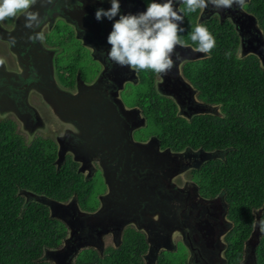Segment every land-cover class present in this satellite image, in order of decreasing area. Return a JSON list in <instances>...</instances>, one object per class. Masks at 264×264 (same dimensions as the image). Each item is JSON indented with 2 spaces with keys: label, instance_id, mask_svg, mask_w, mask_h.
Here are the masks:
<instances>
[{
  "label": "flooded vegetation",
  "instance_id": "1",
  "mask_svg": "<svg viewBox=\"0 0 264 264\" xmlns=\"http://www.w3.org/2000/svg\"><path fill=\"white\" fill-rule=\"evenodd\" d=\"M109 6L107 0H35L30 10L38 18L31 28L23 15L0 21V121H9L26 146L45 141L56 170L69 160L84 180L99 181L93 205L86 207L76 197L62 202L37 196L49 203V210L57 205L70 216L63 219L72 233L68 241L84 236L93 244L87 233L78 234L91 228L97 240L103 237L98 249L103 251L119 248L132 233L145 248L141 264L149 258L150 264H159L164 252L178 251L180 264H231L234 224L228 204L222 192H206L197 176L218 154L165 144L148 110V105L156 110L169 100L177 116L187 121L203 114L205 106L185 73L189 63L206 54L189 43L178 46L183 59L162 77L113 66L99 55L109 47L111 23L94 18L97 7ZM144 7V0H121L124 13ZM187 15L184 26L191 21ZM229 17L238 27L237 14L210 5L202 13L198 10L194 20L223 22ZM247 38L249 34L240 40ZM64 42L73 48L75 64L60 65L57 54H68ZM150 125L153 131H142ZM101 208L108 209L106 224L102 214L93 215ZM253 260L244 249L240 264H257Z\"/></svg>",
  "mask_w": 264,
  "mask_h": 264
},
{
  "label": "trees",
  "instance_id": "2",
  "mask_svg": "<svg viewBox=\"0 0 264 264\" xmlns=\"http://www.w3.org/2000/svg\"><path fill=\"white\" fill-rule=\"evenodd\" d=\"M244 8L255 17L264 38V0H248ZM195 15L186 16L191 21L181 39L196 47L190 40ZM200 23L216 37L217 46L204 59L189 63L185 76L210 112L187 121L177 116L169 100L156 110L148 105V110L165 144L218 154L197 176L206 192H222L228 204L234 224L230 263L240 264L257 215L262 232L255 257L257 264H264V68L253 54L237 56L240 36L229 20ZM45 145L37 139L26 146L9 121H0V264H52L45 253L66 235V226L47 205L37 197L26 198L22 191L62 202L76 197L82 207L88 206L91 180H84L69 160L56 170ZM137 241L129 233L119 248H83L74 264H141L145 248ZM158 263L174 264L163 255Z\"/></svg>",
  "mask_w": 264,
  "mask_h": 264
},
{
  "label": "clouds",
  "instance_id": "3",
  "mask_svg": "<svg viewBox=\"0 0 264 264\" xmlns=\"http://www.w3.org/2000/svg\"><path fill=\"white\" fill-rule=\"evenodd\" d=\"M104 2L101 0V4ZM34 3L35 0H0V21L23 15L25 26L31 28L38 18V13L30 10ZM107 3L109 7H97L94 11L97 22L111 23L106 37L109 47L100 50L99 55L111 65L126 67L133 73L150 70L162 77L183 59L176 49L185 43L181 34L186 31V14L198 10L202 13L210 5L214 9L231 8L233 4L243 6L245 0H144V9L135 13L122 12L121 0H107ZM190 40L196 45V51L205 54H210L217 46L216 37L203 23L195 25ZM90 48L93 54L97 52Z\"/></svg>",
  "mask_w": 264,
  "mask_h": 264
},
{
  "label": "water",
  "instance_id": "4",
  "mask_svg": "<svg viewBox=\"0 0 264 264\" xmlns=\"http://www.w3.org/2000/svg\"><path fill=\"white\" fill-rule=\"evenodd\" d=\"M248 0H245V3H247ZM244 3V4H245ZM236 4H233V6L231 8H227L228 10H230L232 13L237 14L238 17V27L236 26V23L234 20H232L233 18L229 17V20H232V25H235L236 28H238V34L240 37H242V35H250V38H247L246 40H240L239 46L237 48V56L238 57H243L246 56L248 54H253L255 55L258 59H259V63L260 66L262 68H264V38L262 35L261 30L258 28L257 22L255 17L250 14L249 12H247L243 6H238ZM210 112V110L208 108H202V112L201 113H207ZM25 192V195H29L31 197H37L34 193H31L29 191H22V193ZM38 198V197H37ZM107 208V207H106ZM106 208H101L98 212L94 213V216L99 217L101 214L103 216L104 223L106 224L107 222V218H109V215L107 216V210ZM118 210H120V208H117ZM52 214V213H51ZM104 214V215H103ZM109 214V213H108ZM53 215V214H52ZM101 217V216H100ZM96 228V226H95ZM261 229L259 227V217L257 215H255V220L253 223V229L251 231L250 236L248 237V239L246 240V242L244 243V249L247 251L248 257H252L254 258L253 262H256V257H255V250L256 247L258 246L259 243V239L261 236ZM72 233H69L68 236L66 237L67 240H63V242H67L68 239L70 240ZM67 245H63L62 248L57 249H50L49 251L52 250H56L57 256L55 257V261L57 264H70L71 260H73V255H74V251L76 250V248H79L85 244L79 245L78 242L72 243L71 241H68ZM90 245V244H88ZM63 256V254L67 257L68 261L67 263L62 262L61 258H58L59 255Z\"/></svg>",
  "mask_w": 264,
  "mask_h": 264
},
{
  "label": "rangeland",
  "instance_id": "5",
  "mask_svg": "<svg viewBox=\"0 0 264 264\" xmlns=\"http://www.w3.org/2000/svg\"><path fill=\"white\" fill-rule=\"evenodd\" d=\"M65 43H67V42H64L63 43V45H64V48H65V51H66V53H68V54H66V55H63L62 53H59V54H57V56L59 57V59H60V65H62V64H64V63H66V62H71L72 64H75L76 62H77V60H75L76 59V55H75V52L73 51V48L70 46V45H68V44H65ZM74 46V45H73ZM83 61L84 62H86L87 60L86 59H83ZM201 112H202V108H201ZM154 128L155 127H153L152 125H150V126H147V128L146 129H143L142 131L144 132V131H153L154 130ZM96 180H97V178H95ZM92 182V187H93V190H94V192H96V191H98V190H100V184H99V181H91ZM23 195H25V192L23 193ZM25 197L26 198H30L31 196H29L28 194L27 195H25ZM31 198H36V197H31ZM37 199V201H42V202H44V204L45 205H47V207L49 208L50 207V205H49V203L46 201V200H44V199H41V198H36ZM92 200V201H91ZM88 202L89 203H92V205H93V194H89V196H88ZM88 203V204H89ZM54 213H56V214H59V217L63 220L64 219V217L66 216V217H68L69 219H70V216L68 215V214H63L62 213V210L59 208V207H57V205H54L53 207H52V209H51ZM50 210V211H51ZM67 220V219H66ZM64 222H67V221H65V220H63V223ZM68 223V222H67ZM64 225H65V223H64ZM86 230H87V232H86ZM70 231V228H69V225L68 226H66V233H68ZM92 231H93V229H91L90 228V231L88 230V229H86V228H82L81 229V231L78 233V234H81V235H85V233H87V235L89 236V238H91V240L94 242H92L93 244H91L90 243V241H88L84 236H80L79 238V241H78V244L79 245H82V244H85V243H87V244H85V245H83V246H81V247H79V248H76V250L73 252L74 253V255H73V259H74V257L77 255V253L81 250V249H83V248H86V247H95V248H97V249H101L102 248V246H103V244H104V241H103V237H102V241H101V239L100 240H97V238H95V236H94V234L92 233ZM69 234V233H68ZM89 242V243H88ZM67 244H69V243H67V242H62L61 243V245L57 248V249H60V248H62L63 247V245L65 246V245H67ZM88 244H90V245H88ZM108 244V243H107ZM46 256H47V259L52 263V264H57L56 263V261L54 260L55 259V257L57 256V254H59V253H57L56 252V250H52V251H47L46 253ZM180 255H181V253H180V251H178V252H164L163 253V256H165V257H167L169 260H171L174 264H180V262H179V260H178V258L180 257ZM58 258H61V261L62 262H65V263H67V261H68V259H67V257L63 254V256H62V254L61 255H59V257ZM152 259L153 258H149V259H147V264H150L151 263V261H152ZM73 260H71V263L70 264H73V262H72ZM153 262V261H152Z\"/></svg>",
  "mask_w": 264,
  "mask_h": 264
}]
</instances>
